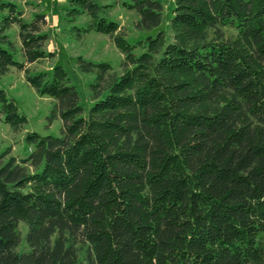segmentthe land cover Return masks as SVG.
<instances>
[{"label": "trees", "instance_id": "1", "mask_svg": "<svg viewBox=\"0 0 264 264\" xmlns=\"http://www.w3.org/2000/svg\"><path fill=\"white\" fill-rule=\"evenodd\" d=\"M123 7L156 36L131 44L113 6L68 2L69 34L109 37L123 57L78 58L85 112L62 66L28 67L55 57L46 15L0 2V78L23 72L63 124L27 134L24 160L0 153V264H264V0H175L169 36L158 0ZM0 115L27 124L3 90Z\"/></svg>", "mask_w": 264, "mask_h": 264}, {"label": "rangeland", "instance_id": "2", "mask_svg": "<svg viewBox=\"0 0 264 264\" xmlns=\"http://www.w3.org/2000/svg\"><path fill=\"white\" fill-rule=\"evenodd\" d=\"M7 0H0V2ZM18 5L25 11V19L28 22L33 21L36 15L45 14L48 17L47 26L44 33L49 36L47 51L55 54L54 59L40 64L28 66L33 73L47 72L50 74L55 66H62L69 73L74 85L78 88L82 105L85 112L92 107L89 101V85L92 83L91 76H84L79 73L77 60L79 57L94 62H107L115 68H119L122 62V55L116 49L109 37L90 34L84 40L79 41L72 37L69 26L65 20L66 9L69 0H16ZM127 0H99L102 6H113L107 18L117 22L128 35L129 43L134 44L139 41H145L150 36H156V31L147 33L136 29L138 17L134 13L127 12L123 4ZM163 6L162 31L167 36L170 35L171 11L175 0H158ZM47 19V18H46ZM86 20L79 22L78 25ZM17 28L11 31L14 41L18 42ZM18 62H24L21 54L16 56ZM0 90L6 93L10 100H14L19 108V112L26 117L27 124L20 133H15L6 125L0 115V153L12 149V157L20 160L28 158L30 148L25 137L29 133H36L40 136L60 137L62 131V122L56 120L51 122V112L53 104L50 99L39 97L36 92L28 85L25 74L16 68L4 77L0 78ZM21 230L25 234V228L22 225ZM20 252H26L27 247L22 243Z\"/></svg>", "mask_w": 264, "mask_h": 264}, {"label": "crops", "instance_id": "3", "mask_svg": "<svg viewBox=\"0 0 264 264\" xmlns=\"http://www.w3.org/2000/svg\"><path fill=\"white\" fill-rule=\"evenodd\" d=\"M47 20H48V17L46 16Z\"/></svg>", "mask_w": 264, "mask_h": 264}]
</instances>
